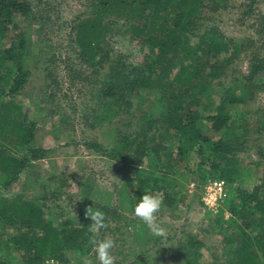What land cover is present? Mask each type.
Here are the masks:
<instances>
[{
    "label": "trees",
    "instance_id": "1",
    "mask_svg": "<svg viewBox=\"0 0 264 264\" xmlns=\"http://www.w3.org/2000/svg\"><path fill=\"white\" fill-rule=\"evenodd\" d=\"M93 1L74 27L82 62L101 76L95 81L100 97L132 118L143 116L138 117L134 134H120L109 149L88 145L135 168L134 178L122 182L118 201L131 209L143 194L155 192L163 195L167 209L174 208L183 201L184 190L175 176L186 175L181 167L195 154L199 167L224 182L225 196L219 207L230 215L227 228L236 230L229 238L239 240L227 242L229 260L221 264H264V171L257 174L255 163L243 167L239 157L249 137L264 131V113L243 109L255 91L264 87V57L250 51L247 74L239 79L240 84L225 85L226 67L247 47L225 37L211 22L223 0ZM39 4L40 0H0V185L4 188L26 172L31 162L48 157V151L34 146L35 125L17 103L31 75L29 24L22 23L35 19ZM259 21L264 27V15ZM119 28L142 43L145 54L139 67L127 64L125 55L106 44L107 36ZM150 96L153 104L146 107ZM162 130L176 137V143L165 145L157 137ZM167 163L171 174L161 169ZM47 181L52 184L54 177ZM131 184L135 189L126 194ZM47 195L54 196L49 191L30 202L23 193L10 200L0 194V219L16 231L11 241L22 253L19 264H44L48 258L59 264H81L80 257L91 251L90 237L99 239L103 229L94 234L88 232L90 222L55 219L44 205ZM88 207L95 208L91 202ZM189 243L191 248L199 246L194 240ZM187 252L177 254V258L183 256L182 264H202L198 255ZM7 261L0 259V264Z\"/></svg>",
    "mask_w": 264,
    "mask_h": 264
},
{
    "label": "rangeland",
    "instance_id": "2",
    "mask_svg": "<svg viewBox=\"0 0 264 264\" xmlns=\"http://www.w3.org/2000/svg\"><path fill=\"white\" fill-rule=\"evenodd\" d=\"M94 2L40 0L34 10L35 19L32 17L29 22L22 23L29 24L31 75L17 103L27 121L35 125L34 146L48 151V157L31 162L26 172L20 173L10 187L0 185V194L10 200L23 193L31 198V202L51 191L54 196L49 198L47 195L44 205L47 213L60 221L77 223L81 219V222L92 223L81 216L88 203L91 202L95 209H103L109 226L100 231L99 239L110 236L116 241L112 253L118 264H137V261L139 264H182L186 251L188 255H198L202 264H221L229 260L227 242L232 239L235 244L239 242L236 237L229 238L236 230L234 226L227 228L225 225L230 221V215L219 207L220 204L214 210H208L204 205L205 187L216 179L210 177L211 172L206 167L198 166L195 154H191L188 163L181 167V172L185 169L186 175L183 178L175 176L176 183L184 188L183 201L170 210L163 202L162 210L157 214L158 222L167 230L165 237H157L133 216L135 203L127 209L118 201L122 182L134 178L135 168L114 161L101 150L89 148V144L96 143L101 149H109L117 143L120 134H134L139 124L138 117H143L132 118L100 97L99 84L95 81H99L101 76L94 74L93 69L82 62L74 42V27ZM223 2V7L212 14L211 22L225 37L247 47L226 67L223 78L226 86L239 85V79L247 74L249 52L256 51L264 57V27L259 21L264 15V0ZM105 42L113 52L125 55L127 64L139 67L143 63L145 50L142 43L132 39L124 29L119 28L109 34ZM151 99L150 96L145 101L146 107L153 104ZM246 108L264 113V87L255 91L253 100L243 107ZM109 113L113 114L110 118ZM157 133L165 145L177 141L167 131ZM246 145L247 149L239 154L241 165L248 167L255 163V172L262 173L264 131L249 137ZM259 152L263 156L258 155ZM146 167L151 168V165ZM161 169L172 173L170 163ZM49 177H54L52 184L47 181ZM191 183H194L193 189L189 187ZM134 189V184L128 185L125 193L129 194ZM133 198L132 194L131 200ZM137 226L144 230L139 231ZM9 227L0 219V259L7 258L9 264H19L22 263V253L11 241L16 231ZM189 240L197 241L199 246L191 248ZM138 253H142L139 259ZM179 253L182 258H177ZM74 258L71 256V260L75 261ZM92 259L94 264L98 263L95 256Z\"/></svg>",
    "mask_w": 264,
    "mask_h": 264
},
{
    "label": "clouds",
    "instance_id": "3",
    "mask_svg": "<svg viewBox=\"0 0 264 264\" xmlns=\"http://www.w3.org/2000/svg\"><path fill=\"white\" fill-rule=\"evenodd\" d=\"M162 207L163 195L149 192L139 198V202L135 204L132 214L143 223L152 235L165 237L167 230L158 222L157 217ZM84 216L92 221L90 226H88V232L90 233H99L101 229H107L109 226L106 213L100 209L87 207ZM89 242L92 245L91 251L87 255L80 257L81 264H94L93 256H95V261L98 264H115L116 257L113 255L112 250L116 247V241L113 238L108 236L98 239L94 235L90 237ZM44 264H59V262L54 258H48L44 260Z\"/></svg>",
    "mask_w": 264,
    "mask_h": 264
},
{
    "label": "built area",
    "instance_id": "4",
    "mask_svg": "<svg viewBox=\"0 0 264 264\" xmlns=\"http://www.w3.org/2000/svg\"><path fill=\"white\" fill-rule=\"evenodd\" d=\"M189 187L190 189H193L194 184L191 183ZM224 196V182L221 180H215L210 182L208 186L205 187L202 200L208 210H214L223 201Z\"/></svg>",
    "mask_w": 264,
    "mask_h": 264
}]
</instances>
